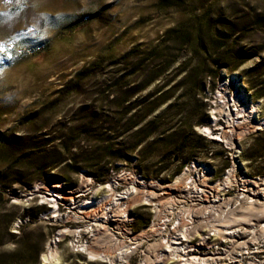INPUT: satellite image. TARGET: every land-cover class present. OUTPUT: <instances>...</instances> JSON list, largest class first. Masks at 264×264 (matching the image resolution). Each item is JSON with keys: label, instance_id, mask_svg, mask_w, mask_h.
Masks as SVG:
<instances>
[{"label": "rangeland", "instance_id": "rangeland-1", "mask_svg": "<svg viewBox=\"0 0 264 264\" xmlns=\"http://www.w3.org/2000/svg\"><path fill=\"white\" fill-rule=\"evenodd\" d=\"M178 29L199 34L203 43L194 40L185 47L174 37L167 41L162 57L178 55L162 76L171 78L163 91L177 84L173 97L138 125L122 126L139 119L136 112L143 107L136 98L154 84L123 104L135 103L123 116L111 101L118 94L111 85L126 76L130 62ZM0 46V264H42L47 244L54 245L64 229L80 231L55 242L57 264H147L148 244L164 236L150 235L162 223L152 205L133 203L122 226L127 236L113 229L132 246L136 242L128 234L139 238L126 256L118 252L111 262L91 260L70 248L72 238L78 244L92 242L89 216L78 207L110 194L102 188L107 182L114 186L112 202L129 193L125 177L157 183L166 195L176 193L171 187L185 172L208 176L212 186L219 183V195H236L242 180L249 188L264 187V96L252 95L247 86L251 81L264 89V0H0ZM134 48L128 60L117 62ZM192 82H202L194 95L189 93ZM218 91L230 96L233 113L236 92L245 96L250 110L256 105L237 121L255 120L258 127L241 129L235 122L227 141L203 134L199 129L214 114L215 132L226 125L225 113L214 111ZM155 116L159 130L144 138V127ZM44 149L59 152L64 162L38 172L28 160ZM100 167L107 170L103 182L94 175ZM228 173L235 180L231 177L225 188ZM200 238L196 234L190 242L195 253L214 258L208 264H264V235L241 238L248 243L240 248L230 237L208 235L207 242H214L207 246ZM163 253L158 259L154 253V264H179L171 251Z\"/></svg>", "mask_w": 264, "mask_h": 264}, {"label": "bare ground", "instance_id": "bare-ground-1", "mask_svg": "<svg viewBox=\"0 0 264 264\" xmlns=\"http://www.w3.org/2000/svg\"><path fill=\"white\" fill-rule=\"evenodd\" d=\"M218 94V101H220V103L214 108V111H216L218 115H221L222 112L225 113L226 125L219 133L215 132L212 127L215 125L217 116L214 114L211 116L212 118L209 120L208 125L203 126L199 130H201L203 134L208 135L211 139L227 141L230 139V136L234 134L233 125L235 122L238 124L237 118L242 115L244 116L245 113L251 114L256 105L250 110L249 107L245 105V96L240 92H236L235 96L231 95L234 101L233 105L237 107L233 113L230 108L232 103L229 99L230 96L228 97L224 91H218ZM236 102L240 107L236 105ZM258 125L259 123L255 120H249L248 123L244 121V123L240 122V124H238L241 129L251 126L256 128ZM242 131L244 132V130L240 132ZM178 176L174 187H171L176 189V193H173V195L161 193L163 188L161 189L157 183L150 182L146 184L140 182L141 180H136L135 177H125L123 179L125 183H129L128 187L130 191L115 199H122L116 202L110 201V195L114 192V186L107 182L102 188L110 191V194L102 195L94 201L89 199L90 203L78 207L80 213H86L89 216V219H86V228L94 234L92 242L90 244H78L77 241L72 238L69 242L71 250L82 252L91 260L101 259L102 261L108 262H111L118 252L122 257L129 254L134 250L136 245H138L139 238L135 237L133 233L128 234L132 236H129L130 240L133 239L136 242L135 245L132 246L126 243L127 241L125 242L123 239L121 240L113 235V229L127 236L122 226L124 221L130 219L129 210L135 202L137 204L152 205L154 218L162 222L160 226L152 230L153 234L150 235L157 236L164 233V236L148 244L147 250H145L148 255H145L146 260L144 261H148L149 264H154L155 262H153L154 253H156L155 258L158 259V257L164 255V251H171L172 254L178 258L179 264H208L207 261H213L214 258L210 259L211 256L202 257L194 252L195 247L191 244L190 239L196 234L201 237L200 244L202 246L210 245L214 242L213 240L216 239L220 240L230 237L233 245H237L239 248L241 245H246L247 242L246 240H241V238L254 240L264 235V187L249 188L248 184L242 180L239 184L240 191H238L236 195H219L217 191L220 184L216 183L214 186L208 184V176L197 178L196 176L187 174V172ZM231 177L232 174L225 177V181L223 180L225 188L230 185ZM233 179L232 177V180ZM54 194L58 195V193ZM51 200L55 201L54 199ZM185 202L187 203L186 205ZM53 204L54 202L52 205ZM197 217L200 218V221L197 220ZM168 223L169 225H167ZM203 228L207 229L208 235L213 236L214 239L211 242H207L206 240L208 235L204 236L201 233ZM79 231L75 229H64L59 231V233H57V238L54 240L52 239L54 245L48 243L46 251L41 254L40 260L42 264H57L60 255L56 250L55 242L59 241L60 238L66 234L77 236Z\"/></svg>", "mask_w": 264, "mask_h": 264}, {"label": "trees", "instance_id": "trees-1", "mask_svg": "<svg viewBox=\"0 0 264 264\" xmlns=\"http://www.w3.org/2000/svg\"><path fill=\"white\" fill-rule=\"evenodd\" d=\"M171 37H174L173 39L176 40L177 43L179 41L183 43L185 47L190 46L194 40L199 45H202L203 43L201 38L199 37V34L193 37L192 34L180 31L178 29L176 31L168 32L164 41H162L159 45L153 47L152 49L146 50V58L145 56H143L142 58H139V60L130 62V66L128 68L129 70L127 71L126 76L116 78L113 85H111L114 89L113 91L118 92V94H116V97H114L111 101L115 103L117 107H121V116L125 115L126 112L130 110L133 105H135V103H128L126 106H123L125 102H128L132 96L137 93H140L148 86L152 84H154V86L151 91L147 92L141 97L136 98V103L140 107H143L142 109L136 112V115L139 116V121L127 119L125 120V122L122 123V126L125 125L128 128L132 124L133 126L138 125L142 120H144L146 116L153 113L156 109H158L161 104L165 103L173 97L174 91L177 89V84H174L163 91V88L171 82V78L165 79L162 77L168 70H170V68L173 67L174 61L178 58L177 54L171 56L170 58L162 57L163 52H165V50L169 48V44L167 43V41ZM209 41L210 43L215 44L217 39L214 37H210ZM136 51L137 49L135 48L133 50L128 51L119 60H117V62L120 63L125 60H128L132 55L136 53ZM262 63L264 64V58L262 60ZM188 73L189 72L186 73L187 77L182 81L183 83L186 81L187 78H189L190 75ZM127 77H131L132 82H130L129 84H124V82L127 81H124V79H126ZM247 86L250 90H252V95H259L260 97L264 96V89L258 90L256 88V85H254L251 81L247 82ZM201 89L202 82H192V85L189 88V93L191 95H194L195 91H199ZM147 101H149L148 104L144 105ZM172 106L173 105H171L170 108ZM121 116L120 118H122ZM118 122H120V119ZM131 122L133 123L130 124ZM146 128H148V130L145 131L144 138L148 137L149 135H152L153 133L158 132L159 128L157 126V116L147 122L146 127H144V129ZM142 141L143 140H138L137 144ZM64 143L65 146L63 147L65 149H69V144L67 142ZM27 156L30 155L27 154ZM28 161H30V165L35 167V169L39 172L45 168L51 169L63 163L64 158L62 154H60L59 152H55V150L44 149L42 151L39 150L37 152V155L31 156L30 160ZM106 171L107 170L104 167H100L98 171H96L94 174L96 176V180L103 182L105 180Z\"/></svg>", "mask_w": 264, "mask_h": 264}, {"label": "snow or ice", "instance_id": "snow-or-ice-1", "mask_svg": "<svg viewBox=\"0 0 264 264\" xmlns=\"http://www.w3.org/2000/svg\"><path fill=\"white\" fill-rule=\"evenodd\" d=\"M3 51H4L3 46H0V52H3Z\"/></svg>", "mask_w": 264, "mask_h": 264}, {"label": "built area", "instance_id": "built-area-1", "mask_svg": "<svg viewBox=\"0 0 264 264\" xmlns=\"http://www.w3.org/2000/svg\"><path fill=\"white\" fill-rule=\"evenodd\" d=\"M52 243H53V242H52ZM52 243H51V244H52Z\"/></svg>", "mask_w": 264, "mask_h": 264}]
</instances>
